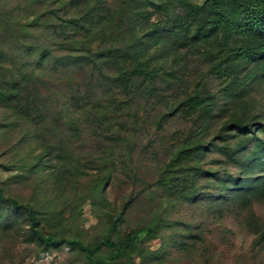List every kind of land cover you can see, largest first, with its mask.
Listing matches in <instances>:
<instances>
[{
    "label": "rangeland",
    "instance_id": "obj_1",
    "mask_svg": "<svg viewBox=\"0 0 264 264\" xmlns=\"http://www.w3.org/2000/svg\"><path fill=\"white\" fill-rule=\"evenodd\" d=\"M186 3L92 1L109 23L90 53L115 55L91 63L67 23L84 7L0 0V85L36 98L25 115L0 94V188L44 236L92 246L132 233L125 264H264V37L208 30L204 0ZM154 28L157 46L142 38ZM139 40L158 74L124 83L117 56ZM242 46L250 56L233 60ZM0 264L90 263L74 244L39 243L2 201Z\"/></svg>",
    "mask_w": 264,
    "mask_h": 264
},
{
    "label": "trees",
    "instance_id": "obj_2",
    "mask_svg": "<svg viewBox=\"0 0 264 264\" xmlns=\"http://www.w3.org/2000/svg\"><path fill=\"white\" fill-rule=\"evenodd\" d=\"M96 1L99 3L101 0H70L71 6L74 8L84 7L85 11L80 14L78 18H70L67 23L73 30L72 37H77L74 44L83 45V49L87 54V60L91 63H95L100 57L109 60L112 59L114 50L100 51L98 54L90 53V38L96 35L98 28H102L109 23V20L102 14L99 15V9L90 7V3ZM183 5H187L186 0H177ZM204 7L211 16L209 20H206V25H222L224 31L234 32L241 34L254 35L257 37H264V0H204ZM97 10V12H95ZM209 18V17H208ZM14 27V24L11 23ZM6 22V29L11 28L12 25ZM8 26V27H7ZM29 26V25H28ZM28 26H24L26 29ZM182 26V23L173 21L172 25L166 29V33L170 31L171 27L175 29ZM101 30V29H100ZM100 33V32H98ZM97 33V34H98ZM25 34V32H24ZM161 31L154 28L144 33L142 38L148 37L153 46L159 44V36ZM32 47L29 46L30 50ZM144 42L137 41L128 46L122 54L118 55L125 62L131 64V70L127 73V77H120L122 82L134 81V79H141L147 82H152L158 74V70L150 66L152 59L149 54V49ZM28 49H25V52ZM113 49V48H112ZM32 50V49H31ZM233 60L239 61L247 59L250 56V50L246 47H239L236 50L229 51ZM0 55H2L0 53ZM84 58L83 56L77 57ZM22 64V63H21ZM220 66V65H219ZM218 69V67H217ZM216 69V70H217ZM25 77V76H24ZM21 82V81H20ZM17 81L9 82L7 88L0 85V94L7 97L17 103V107L21 114H30V102L29 99L36 101L35 93L30 89V85H24ZM37 95V94H36ZM190 109L196 111L199 104L196 98L188 100ZM7 201L8 204L15 210H25L29 219V230L32 237H34L39 243L43 245H57L63 242L68 244H74L85 255V258L90 264H125L122 260L127 256L129 250L135 244L136 236L132 233L126 235V237L120 241H113L108 236L104 237L98 243L90 246L85 245L77 239H65L63 237L56 238L48 235L44 236L39 231V221L33 215V209L28 203H18L15 199L7 198L3 195L2 188H0V202ZM102 248L107 249L108 256L102 258H95L94 255Z\"/></svg>",
    "mask_w": 264,
    "mask_h": 264
}]
</instances>
